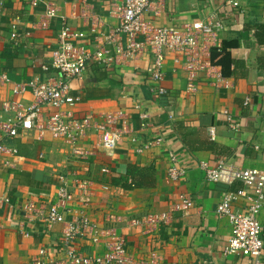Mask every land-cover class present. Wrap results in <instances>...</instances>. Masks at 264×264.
I'll return each mask as SVG.
<instances>
[{
  "label": "crops",
  "instance_id": "obj_1",
  "mask_svg": "<svg viewBox=\"0 0 264 264\" xmlns=\"http://www.w3.org/2000/svg\"><path fill=\"white\" fill-rule=\"evenodd\" d=\"M110 1L58 0L57 15L43 22V7L33 9L26 0H5L0 16V73H6L12 82L34 75H56L53 69L42 68L49 62L63 23L81 32L80 42L93 49L95 38L117 24L109 13ZM209 15L224 22L225 29L218 36L221 47L225 43L232 59L246 61L237 76L224 75L221 66L213 64L222 76L219 85L202 75L196 91H188L185 71L168 59L161 83L167 93L153 94L144 73L150 64L147 55L124 64H99L97 73L90 66L82 78L71 81L72 93L82 97L77 106L79 115L91 114L96 123L114 116L119 125L122 119H128V132L112 156L96 147L94 128L84 138L86 148L92 151L88 161L72 160L70 147L49 134L39 138L32 133L8 141L17 148V154L0 157V194L6 193L11 199V204L0 211V264H30L40 248L55 247L61 224L28 221L22 207L28 199L45 206L55 201L57 174L73 169L85 176L89 169L91 177L96 178L103 168L113 171L128 163L153 166L155 186L132 190L111 186L105 191L102 183L94 181L92 203L85 211L102 225L107 224L105 217L111 213L131 217L169 212L170 223L153 233L123 222L116 225L124 230L132 256L145 257L152 248L166 264H251L246 257L224 251L230 224L216 214V207L233 185L208 180L199 161L217 165L223 160L241 168L264 170V46L257 43L251 28L264 22V0L246 1L241 7H233L226 0H165L160 15L150 17L163 26L203 20ZM16 16L21 19V29L28 28L31 34L14 41L10 26ZM11 87L0 82V112L3 100L14 98ZM24 101L30 102L31 95L27 93ZM135 103L141 108L135 109ZM143 111L148 115L144 121L140 118ZM225 111L233 123H238L236 129ZM159 137V144L137 152L145 141ZM171 153L187 168L177 181L168 177ZM184 200L191 202L187 209L182 208ZM240 207V203L235 205L236 209ZM260 216L264 220V206ZM78 248L89 253L92 245L79 240Z\"/></svg>",
  "mask_w": 264,
  "mask_h": 264
},
{
  "label": "built area",
  "instance_id": "obj_2",
  "mask_svg": "<svg viewBox=\"0 0 264 264\" xmlns=\"http://www.w3.org/2000/svg\"><path fill=\"white\" fill-rule=\"evenodd\" d=\"M33 9L43 7L41 19L46 21L58 13V0H26ZM233 7H241L251 0H226ZM165 0H113L109 3V13L117 19L115 27L96 37L92 49L80 42L83 34L63 23L56 42L51 50L48 64L43 70L53 69L56 75L31 78L12 82L6 73H0V82L12 84L14 98L4 99L0 112V157L15 156L17 148L8 141L23 135L35 133L39 138L49 134L54 140L70 147V158L74 161H88L92 151L86 148L84 138L94 128L97 131L96 147L112 156L126 130L128 119L120 125L114 116H106L102 122L93 121L92 115L78 114L77 106L82 97L72 93L71 81L82 78L91 64H124L143 55L150 58L144 73L150 81L149 90L158 96H165L167 90L161 85L165 75V64L171 59L186 74V88L196 91L197 83L204 75L213 85H219L221 73L214 70L211 51L220 49V32L225 29L224 22L215 15L182 25H158L153 18L160 15ZM5 8V0H0V16ZM21 19L16 16L11 21V34L14 41L30 36L31 30L21 29ZM31 95L25 102L24 96ZM248 100V99H246ZM135 109L141 105L135 103ZM233 128L232 117L225 111ZM147 114L140 113L144 121ZM172 119V115H169ZM214 134V129H211ZM162 138L145 141L137 148L138 153L159 144ZM168 177L177 181L184 177L187 168L179 163L174 153L170 154ZM199 168L208 180L233 185L239 182L238 189L226 190L216 207V214L226 218L230 224L225 253L240 255L251 264H264V220L260 213L264 206V170L257 167H238L220 160L217 165L199 161ZM87 170V169H86ZM102 171H108L103 168ZM77 170L70 169L55 176L57 189L55 201L45 206L28 199L22 207L24 217L33 223L44 222L48 226L61 224L59 238L55 247L38 250V255L30 264H166L155 249H149L142 258L132 256L126 247L124 230L116 226L124 223L129 227H141L153 233L161 225L171 221L167 211L147 212L127 217L108 214L106 225L96 222L85 208L92 203L94 181L80 177ZM111 186L103 184L107 191ZM237 203L240 208H235ZM6 193L0 194V211L10 205ZM191 202L184 200L183 209ZM124 228V227H123ZM79 240H87L92 250L86 253L78 248Z\"/></svg>",
  "mask_w": 264,
  "mask_h": 264
},
{
  "label": "trees",
  "instance_id": "obj_3",
  "mask_svg": "<svg viewBox=\"0 0 264 264\" xmlns=\"http://www.w3.org/2000/svg\"><path fill=\"white\" fill-rule=\"evenodd\" d=\"M251 28L254 29V38L257 43L264 46V22L253 24ZM226 44H222L220 49L214 48L211 51V60L213 64L220 65L222 68V73L224 75L237 76V71L243 70L246 66V61L244 59H232L230 54L226 51ZM234 64V68L231 70L230 65ZM92 72L97 73L101 69L99 64H92ZM243 75V74H242ZM155 168L151 165L140 166L136 163H128L123 169L101 171L99 175L91 177L88 172L85 176L80 175V177L89 178L93 181L106 184L109 186H120L126 190H132L135 188H151L155 186L156 176ZM237 183V182H235ZM233 184V190L240 188L238 184ZM239 183V182H238ZM240 184V183H239ZM241 185V184H240Z\"/></svg>",
  "mask_w": 264,
  "mask_h": 264
}]
</instances>
